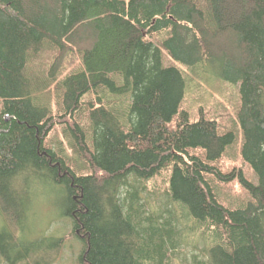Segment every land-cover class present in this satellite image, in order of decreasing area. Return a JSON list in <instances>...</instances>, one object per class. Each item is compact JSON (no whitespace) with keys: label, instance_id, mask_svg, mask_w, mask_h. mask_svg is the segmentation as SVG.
Listing matches in <instances>:
<instances>
[{"label":"trees","instance_id":"16d2710c","mask_svg":"<svg viewBox=\"0 0 264 264\" xmlns=\"http://www.w3.org/2000/svg\"><path fill=\"white\" fill-rule=\"evenodd\" d=\"M163 50L240 85L241 153L257 185L218 166L236 134L191 122ZM165 174L176 225L145 216L138 192L122 199L130 178ZM36 180L66 189L80 264H188L174 252L188 235L206 243L193 264H264V0H0L3 264L59 258L62 239L22 233ZM236 180L251 200L227 209L218 192Z\"/></svg>","mask_w":264,"mask_h":264},{"label":"rangeland","instance_id":"374dc122","mask_svg":"<svg viewBox=\"0 0 264 264\" xmlns=\"http://www.w3.org/2000/svg\"><path fill=\"white\" fill-rule=\"evenodd\" d=\"M128 2L129 0H125ZM164 66H176L185 71L187 80V94L181 110H185L190 115L191 122H197L204 117L206 120H214L218 123L220 134L234 132L237 140L227 149L224 158L218 166L224 170L242 168L245 176L255 185L258 179L250 165L243 162L242 146L243 137L239 125L238 116L241 110L240 85L230 84L221 78L214 76L210 72L201 71L199 75L203 80L195 78L194 72L197 69H186L182 64L171 59L163 50ZM77 56L70 57L64 65V72H72L78 64ZM183 66V67H182ZM191 84H194L191 86ZM191 86V88H190ZM167 174L148 181H140L130 178L128 186L122 193V199L126 201L130 192H138L140 205L148 208L144 209L147 217L157 214V218L162 223H173L176 219L172 212H177L176 207L171 206L167 200L166 187L168 186ZM40 181V180H39ZM38 180L29 187L30 210L22 232L29 241H36L43 238L62 239L63 245L56 263L53 264H80V258L86 248L85 243L74 234L72 218L67 214L68 194L63 186L50 183L45 180ZM219 200L227 209H237L246 205L251 196L243 188L239 180L230 184H222L218 192ZM161 215V216H160ZM171 216V217H170ZM177 218V217H176ZM179 218V217H178ZM168 224V225H169ZM188 223V225H190ZM174 227V226H173ZM177 232L181 229L174 227ZM21 233V234H22ZM192 240L193 236L188 235ZM190 239H186L183 244H178L174 250L178 257L185 259L188 264H193L195 258L205 259V241L198 238L196 244ZM0 264H3L0 262Z\"/></svg>","mask_w":264,"mask_h":264},{"label":"bare ground","instance_id":"6f19581e","mask_svg":"<svg viewBox=\"0 0 264 264\" xmlns=\"http://www.w3.org/2000/svg\"><path fill=\"white\" fill-rule=\"evenodd\" d=\"M167 32L166 33H164L162 36H160L159 38L160 39H164V38H166V36H167ZM167 53V52H166ZM168 54V53H167ZM162 56H163V53H162ZM168 56L171 58V59H173L169 54H168ZM174 60V59H173ZM175 61V60H174ZM175 62H177V61H175ZM177 63H179V62H177ZM180 65H181V63H179ZM183 65V64H182ZM163 66H164V60H163ZM183 66H185V65H183ZM182 66V67H183ZM165 67V66H164ZM165 68H174V69H177L178 71H180V73L182 74V76H183V79H184V82H185V89H186V91H185V95L187 94V80H186V76H185V71L184 70H182V68H178V67H176V66H170V67H165ZM184 68H186V69H190V70H192L191 68H188L187 66H185ZM214 75V74H213ZM194 76H195V78L197 79V80H199V81H201V80H203V77L201 76V75H199V73H198V70H196L195 72H194ZM214 76H216V75H214ZM231 84V83H230ZM192 85H194V84H191V86ZM233 85H235V84H233ZM191 86H190V88H191ZM195 86V85H194ZM237 86V85H236ZM186 97V96H185Z\"/></svg>","mask_w":264,"mask_h":264}]
</instances>
